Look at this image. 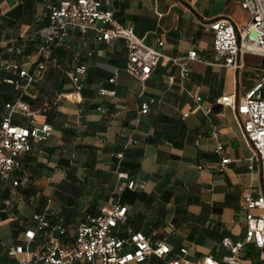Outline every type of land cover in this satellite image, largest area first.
<instances>
[{"label": "crops", "instance_id": "1", "mask_svg": "<svg viewBox=\"0 0 264 264\" xmlns=\"http://www.w3.org/2000/svg\"><path fill=\"white\" fill-rule=\"evenodd\" d=\"M58 1L0 0V66L11 58L33 70L44 60L24 90L4 83L0 68V118L4 104L19 98L31 113L12 114L13 124L47 122L51 127L42 141L31 140L16 171L17 185L0 179V264L30 258L35 241L17 256L6 250L25 241L36 213L64 224L62 245L69 246L76 224L109 207L116 196L126 213L114 236L140 231L169 247L166 258L150 254L128 264H167L173 255L194 261L208 254L226 262L220 240L243 237L242 197L257 185L258 173L254 164L247 167L252 151L233 111L215 100L224 95L241 99L264 72V56L243 53L237 69L207 63L212 60L208 23L223 16L240 26L246 12L237 0H104L102 8L145 44L163 42L164 57L138 80L123 69L126 52L120 39L98 42L90 32H72L40 51L48 6ZM10 40L19 53L6 51ZM191 50L206 63L190 61L183 75L181 62ZM77 64L84 73L75 90L68 71ZM194 96L200 97L199 109L191 111ZM149 98L154 102L138 115L139 102ZM206 106L208 115L202 112ZM220 157L230 161L222 166ZM119 174L142 187L117 195L116 186L126 181ZM239 261L263 264L251 244L239 252Z\"/></svg>", "mask_w": 264, "mask_h": 264}, {"label": "built area", "instance_id": "2", "mask_svg": "<svg viewBox=\"0 0 264 264\" xmlns=\"http://www.w3.org/2000/svg\"><path fill=\"white\" fill-rule=\"evenodd\" d=\"M239 7L247 14V21L235 26L227 17L212 19L208 26L212 30L211 64L237 69L241 66L243 53L264 56V0H237ZM104 0H59L48 6V24L45 37L39 46L40 51H49L68 33L80 35L90 32L98 42L120 39L126 52L124 71L132 77L143 80L148 76L158 61L164 57L161 47L162 40L155 46L145 44L137 37L130 27L117 23L112 13L102 8ZM8 41L6 51L9 54L19 53L20 49ZM198 58L194 50L188 51L181 62L183 75L187 74L190 61ZM176 62V60H172ZM1 70L6 74L2 81L24 90L34 75L44 68V60L37 61L33 70L14 59L1 62ZM84 67L77 64L68 71L69 79L75 90L80 88ZM112 79H110L111 81ZM171 81V78H169ZM196 103L191 110L199 109V96L193 97ZM154 100L149 98L138 104L137 114H145ZM215 102L222 107L230 108L240 128L243 138L251 148L248 169L256 166L258 173L257 185L247 190L242 197L244 207V235L241 239H230L224 236L220 245L226 250V262H221L208 254L194 261L181 259L178 255L168 257L167 264H240L239 252L246 244H251L258 252L264 264V72L243 97L234 100L232 95L218 97ZM5 114L0 118V179L9 180L12 186L17 185L16 171L21 165V158L31 149V140L42 141L51 131L47 122L38 125L20 126L11 122L12 114L28 115L31 113L28 104L19 98L4 104ZM208 115L210 107L202 108ZM189 112L182 114L187 116ZM216 129L211 128L210 137L215 139ZM221 145L216 143L214 151L218 153ZM230 161L220 157V165ZM119 177L126 181L119 183L117 195L124 189L134 190L141 184L127 179L125 174ZM126 206L116 196L113 203L102 208L96 214H86L75 226L72 243L63 246L66 227L58 220L50 219L45 213L33 216L34 226L25 230V241L22 244L9 246L6 250L10 256H17L28 248L30 241H35L31 248L30 258L18 259L17 264H73L83 261L86 264H128L142 262L146 256L153 254L166 258L169 247L162 239L151 240L144 233L135 231L125 238L113 235V228L124 220Z\"/></svg>", "mask_w": 264, "mask_h": 264}]
</instances>
